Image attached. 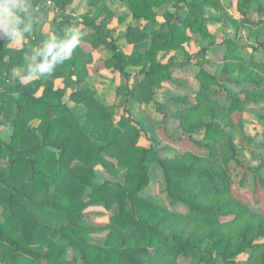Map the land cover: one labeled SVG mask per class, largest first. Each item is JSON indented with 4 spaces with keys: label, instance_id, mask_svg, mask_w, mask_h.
<instances>
[{
    "label": "trees",
    "instance_id": "1",
    "mask_svg": "<svg viewBox=\"0 0 264 264\" xmlns=\"http://www.w3.org/2000/svg\"><path fill=\"white\" fill-rule=\"evenodd\" d=\"M120 1L132 19L147 22L155 21L166 2ZM54 2L58 16H64L72 0ZM252 2L264 15V0L240 1V14L246 15ZM187 6L186 17L175 15L166 30L152 37L128 27L124 39L133 51L127 60L114 44L106 43L110 33L89 14L82 23L96 35L94 48L107 44L116 70L123 73L126 66L141 71L148 67L141 89L150 90L169 79L168 70L156 62L157 53L177 50L189 40L187 32L207 36L202 7L218 9L219 3L191 0ZM38 13L41 17V7ZM65 24L69 23L53 26L51 33L63 35ZM32 33L35 38L29 37L21 49L0 40V128L11 129L9 141L0 140V208L5 215L0 222V263L239 264L235 258L247 254L246 264H264V244L256 243L264 238V215L248 210L231 196L230 178L220 167L243 166L233 140L218 123L199 122L195 112L211 103L206 91L217 83L212 75L199 69L197 104L184 103L177 118L190 125L188 135L202 132L203 148L215 165L202 167L197 158L188 163L170 161L152 147L137 145V129L127 121L114 126L105 105L90 90L70 93V100L85 108L83 115L73 114L63 101L67 87L54 88V81L80 79L85 61L77 57L78 47L51 76L25 84L14 78L12 70L27 66L33 49L48 38L37 26ZM224 56L237 60L241 53L228 42ZM248 63L263 67L264 72V64ZM238 109L237 101H232L226 112ZM149 164L161 175L168 209L141 195L149 184ZM99 168L108 176L101 184L95 182ZM116 168L125 170L122 184L114 181ZM94 206L111 211L104 228L81 224L84 211ZM103 232V245L92 243V234Z\"/></svg>",
    "mask_w": 264,
    "mask_h": 264
},
{
    "label": "rangeland",
    "instance_id": "2",
    "mask_svg": "<svg viewBox=\"0 0 264 264\" xmlns=\"http://www.w3.org/2000/svg\"><path fill=\"white\" fill-rule=\"evenodd\" d=\"M190 1L166 0L153 22L132 19L127 5L120 0H85L66 11L64 16L41 7L43 14L36 24L39 33L49 37L52 35V27L63 21L69 23L61 27L63 32L71 26H79L84 31L77 53V57L85 61L84 70L79 74L80 79L72 76L71 83L55 80L54 88L67 87L63 101L76 116L83 115L85 108L72 102L70 93L90 90L105 105L114 126L123 120L137 129V145L152 147L159 157L170 161L188 163L197 158L201 166L207 168L215 164L203 148L206 142L202 139V132L188 135L190 125L182 124L177 118L179 112L184 110V103L193 106L197 104L195 96L199 86L196 74L199 69H203L217 83L206 91L211 103L205 105L208 108L202 107L195 111L197 119L202 123H218L223 132L232 138L243 166L238 167L232 163L220 166L230 178V194L244 203L248 210L264 215V72L263 67H251L248 63L264 64V15L257 11L256 2L251 3L249 12L244 16L238 10V3L242 0H217L218 9L202 7L208 35L187 32L189 40L177 50L159 51L156 62L168 70L169 79L150 90L141 89L145 84L143 71L148 70V67L141 71L140 68L126 66L123 73L113 67V53L107 44H114L127 60L133 51L132 45L124 39L128 27H135L152 37L166 30L168 24L174 22L175 15L186 17L187 3ZM86 12L95 23L110 33L109 40L112 41H106V45L97 49L93 47L96 35L90 28H83L81 23ZM232 20L238 22L237 26L233 25ZM29 37L35 38L31 32L22 42L10 46L21 49ZM228 42L239 48L240 59L224 56ZM202 50L204 53H201ZM15 70L17 75L13 77L23 84L36 79L21 78L26 66ZM232 101H237L239 109L227 113ZM10 134L11 129L0 128V140L8 142ZM110 160L115 164L114 159ZM147 172L149 184L141 195L168 209L170 206L163 191L160 173L152 164L148 165ZM106 176L99 168L95 182L103 183L108 178ZM124 176L125 170L116 168L114 181L122 184ZM179 210L183 209L179 207ZM83 214V226L100 229L108 225L111 211L104 206H94L86 209ZM4 219L5 215L0 208V222H4ZM91 237L92 243L101 246L106 232L95 233ZM256 243L264 244V238L258 239ZM262 251L264 253V249ZM246 260L247 254L235 258L239 264H246Z\"/></svg>",
    "mask_w": 264,
    "mask_h": 264
},
{
    "label": "clouds",
    "instance_id": "3",
    "mask_svg": "<svg viewBox=\"0 0 264 264\" xmlns=\"http://www.w3.org/2000/svg\"><path fill=\"white\" fill-rule=\"evenodd\" d=\"M46 6L36 0H0V39H6L9 45L22 42L26 34L34 31L40 19L38 9ZM84 33L79 26H71L63 35L53 32L30 56L24 75L25 80L51 76L56 67L71 59L80 45ZM12 75L16 76L15 69Z\"/></svg>",
    "mask_w": 264,
    "mask_h": 264
},
{
    "label": "crops",
    "instance_id": "4",
    "mask_svg": "<svg viewBox=\"0 0 264 264\" xmlns=\"http://www.w3.org/2000/svg\"><path fill=\"white\" fill-rule=\"evenodd\" d=\"M85 0H72V2L70 3V5H68L66 8H65V14H66V11H68V10H72V8H75V6H77V4L79 5L80 4V2H84ZM94 1H96V2H103V1H107V0H100V1H97V0H94ZM56 5V4H55ZM56 8H57V12H55L54 10H48V11H50V12H53V13H59V8H58V6H56ZM69 8V9H68ZM68 13V12H67ZM85 14H87V12L86 13H84L83 14V16L85 15ZM81 23H82V21H81ZM83 24V23H82ZM97 24V23H96ZM84 25V24H83ZM84 28V27H83ZM0 40H4V41H7L6 39H0ZM3 128H5V127H3Z\"/></svg>",
    "mask_w": 264,
    "mask_h": 264
},
{
    "label": "built area",
    "instance_id": "5",
    "mask_svg": "<svg viewBox=\"0 0 264 264\" xmlns=\"http://www.w3.org/2000/svg\"><path fill=\"white\" fill-rule=\"evenodd\" d=\"M37 1L38 3L43 2L46 5L43 7L44 9L54 10L55 12H57V8H56L54 0H37Z\"/></svg>",
    "mask_w": 264,
    "mask_h": 264
}]
</instances>
